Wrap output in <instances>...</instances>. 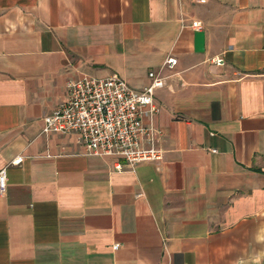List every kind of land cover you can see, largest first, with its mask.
<instances>
[{"label":"crops","instance_id":"obj_1","mask_svg":"<svg viewBox=\"0 0 264 264\" xmlns=\"http://www.w3.org/2000/svg\"><path fill=\"white\" fill-rule=\"evenodd\" d=\"M152 72L163 161L43 134L69 82ZM4 169L0 264H264V0H0Z\"/></svg>","mask_w":264,"mask_h":264},{"label":"built area","instance_id":"obj_2","mask_svg":"<svg viewBox=\"0 0 264 264\" xmlns=\"http://www.w3.org/2000/svg\"><path fill=\"white\" fill-rule=\"evenodd\" d=\"M193 28L202 29L199 23H193ZM176 65L174 58L164 63L169 69ZM149 79L150 86L142 92L134 91L117 75L69 82L67 101L44 118L43 134L75 133L85 156L122 160L131 170L144 163L163 161L160 133L152 121L160 113L154 96L157 89L164 87V79L154 72L149 74ZM145 118H149V126L144 124ZM21 162L19 159L13 164ZM6 189L7 170L4 169L0 171V192L5 193Z\"/></svg>","mask_w":264,"mask_h":264}]
</instances>
